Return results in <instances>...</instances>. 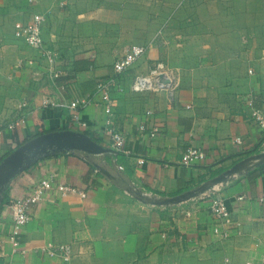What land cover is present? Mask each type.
Wrapping results in <instances>:
<instances>
[{"label":"crops","instance_id":"1","mask_svg":"<svg viewBox=\"0 0 264 264\" xmlns=\"http://www.w3.org/2000/svg\"><path fill=\"white\" fill-rule=\"evenodd\" d=\"M42 1L27 0L24 6L13 0V33L17 21L47 12L43 38L58 51L56 66L62 75L54 79L47 65L38 61L20 80L0 77V117L9 116L0 118L5 127L0 165L20 146L14 131L21 144L35 137L34 113L47 129L87 130L110 146L97 83L114 75L115 60L129 45H147L148 51L113 93L114 120L126 134L130 154H122L121 163L113 157L107 166L105 154L56 151L17 173L1 195L0 264L7 256L12 264H222L227 258L260 264L264 159L257 155L264 153V128L250 118L248 98L264 111V0ZM158 60L180 71L174 99L167 91L135 93L129 87L134 73L148 71ZM83 61L94 69L79 68ZM7 84L12 87L11 102L4 96ZM88 96L91 103L80 108L88 126L81 128L71 109L60 104ZM46 97L57 104L44 106ZM16 119L23 121L16 129L7 128ZM235 137H241V143ZM191 146L203 149L206 158L186 166L181 157ZM141 157L146 159L143 164ZM243 160L244 166L227 180L173 207L144 203L128 191L134 187L156 197L175 196ZM52 176L86 190L88 196L46 193L33 206L22 242L30 248L47 241L68 243L73 248L70 260L34 251L26 257L12 255L9 202L32 193L41 179ZM213 190L225 197L233 217L242 223L240 234L223 237L214 232ZM190 208L194 212L189 217L184 210Z\"/></svg>","mask_w":264,"mask_h":264},{"label":"built area","instance_id":"2","mask_svg":"<svg viewBox=\"0 0 264 264\" xmlns=\"http://www.w3.org/2000/svg\"><path fill=\"white\" fill-rule=\"evenodd\" d=\"M33 2L35 0H29ZM47 12H35L32 17L27 20H19L15 23L14 33L19 39L24 40L27 45L35 50L34 57H24L19 59L18 67L27 69L35 67L38 61H43L50 72V75L57 79L62 75L61 70L56 66L59 59V53L54 48L46 43L43 38V26L47 20ZM148 51V46L143 44H131L127 47L124 54L118 57L114 62V75L105 80H101L96 86V95L100 97V102L106 113L105 132L110 137V148L113 151L110 153L117 160L120 154H130L126 148V134L115 123L114 113L116 99L113 96L115 90H119L123 83L126 74L132 69L133 65L142 58ZM95 57V54L92 55ZM94 64L90 65V69H94ZM252 72V70H250ZM181 85V74L177 68L169 66L165 61H156L146 72L134 73L130 79L129 87L135 93L143 92H161L167 91L172 99L175 98L176 91ZM121 89V88H120ZM92 97L88 96L83 99L73 100L68 104L61 103L60 106H68L72 111V118L75 123L81 128L88 126L87 122L82 119L80 108L91 103ZM248 101L252 106L250 118L259 126L264 128V111L253 106L254 99L249 97ZM50 97L43 99L44 106L56 105ZM22 119H16L7 125L9 129H16L22 122ZM5 130V127L0 123V135ZM152 135H155L153 132ZM235 141L241 143V137H235ZM206 158L203 149L195 146L188 147L182 154L181 162L186 166L194 165ZM146 159L139 158V163L143 164ZM58 192L62 197L70 194H76L80 197H87L86 190L75 185L65 182H56L54 176L41 179L34 187L32 193L21 196L9 202V208L12 211L13 223L8 235V242L11 245V254L26 257L31 251L40 253L43 257H60L64 261H69L72 256V245L68 243H60L47 241L41 245L30 248L22 242V230L25 224L31 219L33 206L43 201L44 196L48 192ZM210 211L216 220L214 232L223 237L231 236L232 233H241L242 223L233 217L225 197L219 191L210 193ZM264 200V194L261 198ZM174 205H170L173 207ZM193 208L184 210L187 216H192ZM166 235V234H164ZM4 264H12L11 259L7 256L4 259ZM222 264H238L229 258L225 259ZM247 264H251L250 261ZM260 264H264V252L260 259Z\"/></svg>","mask_w":264,"mask_h":264},{"label":"water","instance_id":"3","mask_svg":"<svg viewBox=\"0 0 264 264\" xmlns=\"http://www.w3.org/2000/svg\"><path fill=\"white\" fill-rule=\"evenodd\" d=\"M77 150L87 154H106L113 151L112 148L98 143L89 134L80 130L68 128L51 130L44 134L37 135L21 144L2 161L0 165V201L2 193L12 178L27 166L34 163L37 159L56 151L70 152ZM257 157H262V159H264V153L258 154ZM245 162L246 160L237 163L231 169L215 177L208 183H204L199 187L187 190L175 196L156 197L134 187L128 189V191L135 198L144 203L160 206L176 205L206 193L213 187L212 185L227 180L231 174L240 170ZM95 165L103 174L108 177H114L107 168L100 164Z\"/></svg>","mask_w":264,"mask_h":264},{"label":"rangeland","instance_id":"4","mask_svg":"<svg viewBox=\"0 0 264 264\" xmlns=\"http://www.w3.org/2000/svg\"><path fill=\"white\" fill-rule=\"evenodd\" d=\"M25 5L27 0H20V2ZM42 1V0H41ZM36 2H40V0H36ZM43 2V1H42ZM51 6V5H50ZM60 7H65V5L58 4ZM17 6L14 4L13 0H0V77L2 75H12L21 79V77L28 73L29 68L21 69L18 67V61L24 57H33L35 56V50L32 49L25 41L22 39L16 38L13 33V25H14V14L17 12ZM111 25H114L111 23ZM19 58V59H18ZM18 59V61H17ZM17 67V68H16ZM23 71H25L23 73ZM1 86L0 85V89ZM20 86H22L20 84ZM4 87L9 88V90H5V98L9 99L11 102V84L4 85ZM1 99V96H0ZM7 108H11V106H7ZM20 107L18 106V109ZM13 113V112H12ZM9 117L7 114L0 118Z\"/></svg>","mask_w":264,"mask_h":264},{"label":"trees","instance_id":"5","mask_svg":"<svg viewBox=\"0 0 264 264\" xmlns=\"http://www.w3.org/2000/svg\"><path fill=\"white\" fill-rule=\"evenodd\" d=\"M90 65H91V63H89L87 61H83V62L79 63V66H80L79 68H89ZM33 119H34V124H35V127H36L35 136L44 134V133H46L48 131H51V130L68 129V127H58V128H55V129H47L45 124H44V120L41 119L40 117H38V115L36 113H34ZM83 132L89 134L98 143H101V144H103L106 147H110L108 144L104 143L102 140L96 138L91 132H89L87 130H84ZM13 139L17 142L18 146L21 145V142H20V140L18 138V134H17L16 131L13 132ZM105 156H106L105 157V163H106L107 166L108 165L110 166L111 163L113 162V157L114 156L113 155H108V153L105 154ZM121 156H122V154L118 155V157H117L119 163H121Z\"/></svg>","mask_w":264,"mask_h":264}]
</instances>
